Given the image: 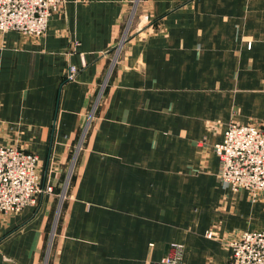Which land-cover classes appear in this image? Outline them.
Masks as SVG:
<instances>
[{
    "label": "crops",
    "instance_id": "0c3cea01",
    "mask_svg": "<svg viewBox=\"0 0 264 264\" xmlns=\"http://www.w3.org/2000/svg\"><path fill=\"white\" fill-rule=\"evenodd\" d=\"M135 3L65 0L39 38L0 32V144L53 187L0 212V264H45L52 233L46 264H166L171 242L220 264L264 230V198L224 186L213 150L230 122L264 123V0Z\"/></svg>",
    "mask_w": 264,
    "mask_h": 264
},
{
    "label": "built area",
    "instance_id": "2783aa9c",
    "mask_svg": "<svg viewBox=\"0 0 264 264\" xmlns=\"http://www.w3.org/2000/svg\"><path fill=\"white\" fill-rule=\"evenodd\" d=\"M64 2L0 0V30L39 38L50 16L60 11ZM128 30L127 22L119 43L127 40ZM120 46L121 43L117 48ZM78 71L79 68L68 63L61 83L74 80ZM213 150L219 160L218 178L224 186L232 191L246 190L253 200L264 198V123L230 122ZM52 191V185L43 182L36 169L34 154L13 145L0 144V212L14 213L25 206H35L39 197ZM206 236L212 237L213 231L208 230ZM225 243L229 256L220 264H264V230H243L227 238ZM182 251L181 243L171 242L160 262L180 264Z\"/></svg>",
    "mask_w": 264,
    "mask_h": 264
},
{
    "label": "rangeland",
    "instance_id": "374dc122",
    "mask_svg": "<svg viewBox=\"0 0 264 264\" xmlns=\"http://www.w3.org/2000/svg\"><path fill=\"white\" fill-rule=\"evenodd\" d=\"M137 1L138 0H136V3H137ZM136 3L134 4V6L136 5ZM133 10L131 11V13H130V15H129V18H128V24H129V29H130V26H131V24H132V22H133V20H134V17H135V9L134 8H132ZM0 32H5V31H1L0 30ZM128 34H129V30H128ZM121 39H122V37H121ZM120 39V40H121ZM119 40V41H120ZM119 43V42H118ZM120 43H124L123 41H121ZM119 43V44H120ZM118 44V45H119ZM117 45V44H116ZM117 45V46H118ZM117 46H116V49H114V51H113V63L115 62V58L117 57V55L119 54V51H120V47H118L117 48ZM117 51V52H116ZM115 53H116V56H115ZM103 93V92H102ZM103 96V95H102ZM99 98H101V96L99 97ZM98 98V99H99ZM103 98V97H102ZM100 101V100H99ZM93 111H92V113H90V115L88 116V122L86 123V126H85V128H84V130H83V132H82V136H81V142H80V145H79V147H81V145H82V142H83V139H84V136L86 135V133L88 132V129L90 128V126H91V124H92V122H93ZM77 149V148H76ZM71 170L72 169H70V171H69V176L71 177ZM68 176V178H70ZM66 184H67V182H66ZM65 190L62 192V194H61V199H63L64 197H65ZM60 199V200H61ZM59 213V212H58ZM57 219V218H56ZM51 238H53V233H52V236H51ZM51 238H50V245H49V249L51 248ZM50 256V254H49V250H48V257Z\"/></svg>",
    "mask_w": 264,
    "mask_h": 264
},
{
    "label": "water",
    "instance_id": "95a60500",
    "mask_svg": "<svg viewBox=\"0 0 264 264\" xmlns=\"http://www.w3.org/2000/svg\"><path fill=\"white\" fill-rule=\"evenodd\" d=\"M48 249H49V246H48V248H47V252H46L45 264H46L47 259H48Z\"/></svg>",
    "mask_w": 264,
    "mask_h": 264
},
{
    "label": "bare ground",
    "instance_id": "6f19581e",
    "mask_svg": "<svg viewBox=\"0 0 264 264\" xmlns=\"http://www.w3.org/2000/svg\"><path fill=\"white\" fill-rule=\"evenodd\" d=\"M122 44V43H121ZM22 149V148H21ZM24 150V149H23Z\"/></svg>",
    "mask_w": 264,
    "mask_h": 264
}]
</instances>
